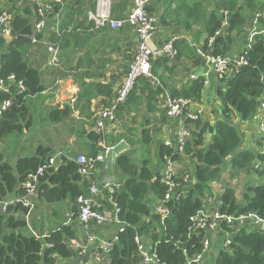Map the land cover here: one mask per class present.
Instances as JSON below:
<instances>
[{
    "label": "trees",
    "instance_id": "1",
    "mask_svg": "<svg viewBox=\"0 0 264 264\" xmlns=\"http://www.w3.org/2000/svg\"><path fill=\"white\" fill-rule=\"evenodd\" d=\"M258 1L220 0L224 9L230 12V32L239 30L244 25L246 22L244 12L257 9L264 11V4L260 7ZM10 2L14 4L16 0ZM21 3L19 9L21 12L10 9L12 39L0 37V78L5 79L14 74L15 79L22 81L24 87L21 92L13 87L10 93L0 94V102L4 99L13 101L12 106L4 111L0 120V143L7 135L21 134L32 127V114L37 112L34 108V97L42 94L48 88V84H54L56 80L65 76L60 73L57 66L48 65L43 72L41 71L48 60V51L43 50V47L47 49V45L43 42L44 34L39 33L36 28L38 19L36 7L25 1ZM60 5H56L53 12H58ZM75 15L76 13L73 12L67 16V23L61 28L60 34L52 32L48 38V42L58 45V57L62 64L63 56L69 57L66 46L71 42L76 45L80 33L94 35L93 31L99 32L103 29H94V22L87 27H81L84 26L82 24L73 26ZM222 20L223 15L216 12L209 16L205 23L208 36H213L221 28ZM259 22L262 24L259 28L261 30L264 26L263 15L259 17L258 24ZM103 30L111 29L105 27ZM34 38L42 44H36L40 42L34 41ZM33 47L40 49L36 53L40 60L30 58ZM231 47L232 34H225L216 38L212 52L225 55ZM167 63V60H158V68ZM157 70L152 67L154 74ZM44 74H49L53 81L46 82ZM82 87L80 101L85 97V90L103 88L100 84L88 83ZM139 87L142 93L149 92L155 96L162 91L160 89L154 91L147 78H139L138 84L128 97V101L135 104V107H138L141 101V96L138 95ZM204 90L205 79L199 77L184 84L181 89L171 90V94L200 101ZM217 93L222 104V118L213 125L204 120L193 122L195 130L184 149L194 165V174L191 175L194 182H185L183 172L175 175V182L179 185L177 195L165 201L169 214L163 223L159 214L151 212L149 198L154 196L159 201H163L169 186L162 181L161 175L153 179L154 174L148 161H145L140 168L130 155L122 153L118 157L116 166L125 173L126 177L124 187L115 194V199L121 209L119 218L127 226L119 233L118 241L109 253V264H143L136 242L137 235L146 237V240L153 243L160 260L159 264H186L188 258L201 252L203 239L208 232L193 229L191 217L196 215L205 206V201L214 195L211 183L222 181L228 161L234 176H240L242 172H246L247 175L253 173L258 177V183L252 182L253 178L248 177L240 199L236 187L225 183L219 195L222 200L220 211L234 217L254 213L264 219V181H262L264 154L242 150L243 139L238 127L233 123L236 116L243 121L251 120L264 93V33L256 35L255 42L247 51V64L221 79ZM48 109L52 121L50 123L56 125L68 123L73 113L70 105L63 109L53 106L45 110ZM207 133L213 136L209 144L205 139ZM89 136L99 145L101 136L96 130ZM144 137L146 144L149 143V132L145 131ZM100 150L101 147H93L88 155L96 154ZM165 150L167 153H172L174 149L168 147ZM52 156L50 148L40 145L36 155L24 156L12 162L0 149V264H63L60 259H68L75 253L68 244L69 239L73 237L69 226L56 229L45 238L35 232L30 217L37 207L36 202L31 212L22 203L8 205L6 211L2 210L1 202L14 194H23L22 183L27 179L28 174L36 171ZM257 161L262 163V168L254 170ZM78 169L75 160H66L58 169H50L41 177L40 194L44 190V197L49 202H54L71 193L73 201H77L78 196L86 193L75 184L82 178ZM48 178L57 186L50 188ZM109 205L111 208L112 204ZM145 216H149L151 220L142 221ZM250 226L252 225H244L239 231L234 232L230 225L222 224L220 229L230 233L231 243L228 247H221L215 264H264V230ZM224 241L225 236L222 244Z\"/></svg>",
    "mask_w": 264,
    "mask_h": 264
},
{
    "label": "crops",
    "instance_id": "2",
    "mask_svg": "<svg viewBox=\"0 0 264 264\" xmlns=\"http://www.w3.org/2000/svg\"><path fill=\"white\" fill-rule=\"evenodd\" d=\"M21 2L23 1L16 0L13 4L10 0H0V9L21 12L19 10L22 6ZM258 2L259 6L262 7L264 0ZM60 6V10L52 12L48 18L47 28L43 32L44 43L48 42L52 32L61 33V28L67 23V16L73 12L76 13L74 23H72L73 26L82 24L84 26L81 27H87L93 23L90 19V12L95 10L96 0H64ZM132 7L133 0H113V16L120 19L124 18ZM147 9L157 17L155 42L158 45H163L172 34L181 36L176 42L178 55L175 58L156 56L152 59V67L155 70L158 69L155 75L160 80V85L148 80L154 91L159 89L162 91L155 96L149 92L142 93L139 87L140 104L135 107V104L127 99L118 111L117 121L109 125L105 139L110 146L118 144L121 140H126L130 147L123 153L130 155L140 168L145 161H148L154 174L153 179H155L157 176L163 175L167 166L168 154H171L165 150L169 147L167 142L174 140V136L181 126H184L190 134V136H187V142L192 138L195 130L192 121H185L183 118L172 119L167 116L164 100L165 90L171 92L173 89H181L184 84L191 80L203 77L205 79L203 98L198 106L196 104L192 105L191 111L202 109L199 120H204L212 125L222 118V104L217 93L221 80L207 66L202 57L197 54L195 45L201 44L208 37L205 23L212 13L216 12V14L223 15L224 19L225 13L228 12L230 16V12L224 9L220 0H150ZM244 14L246 22L241 29H235L231 32L228 29L222 35L232 34V47L227 54L236 58L244 51L250 32L257 24L258 16H264V11L257 9L252 12H244ZM259 23L257 25L258 29L262 26L261 22ZM262 28L264 29V26ZM103 29L99 32L93 31L92 33L95 32L94 35L80 33L76 45L73 42L67 45L66 52L69 57L67 55L63 56V64L59 57V66H57L60 73L65 76L56 80L54 84H48V88L42 94L34 97V108L37 111L53 106L63 109L67 105H70L73 110L68 123L48 124L49 128L53 127L58 130L55 136L57 146L55 149L53 148V152L56 153L52 154L57 161L55 170L61 167L66 160H74L77 154L88 155L93 147L99 148L101 146L100 143L98 145V142H95L94 138L89 136V134L95 132L96 114L113 100L137 52L138 36L132 26L119 28L118 31H115L116 29ZM39 50V48L33 47L30 58L40 60L36 54ZM43 50L47 49L43 47ZM49 54L48 52V56ZM161 59L167 60L168 63L158 68V60ZM48 65L56 66L53 63L50 64L48 59L47 64L41 68V71L43 72ZM43 77L48 83L53 81L49 74H44ZM87 83L100 84L103 88L85 90V97L80 101L79 95L82 86ZM16 90H18L17 87ZM254 117L251 120L243 121L236 116L233 123L238 127L242 136V150L259 153L261 150L260 135ZM145 131L149 132L150 135V142L147 144L144 137ZM211 137L210 133L205 135L207 144L212 141ZM47 148L52 150V147L48 146ZM178 155V157H173L172 161L174 172L176 174L183 172L193 175L194 165L190 157L185 152H180ZM24 156L22 154L15 155V162ZM104 166L105 163L100 166L98 173L100 182L107 179L124 182L126 175L117 166L114 172L109 173L103 172ZM229 166L228 161L226 171L229 170ZM49 178L47 180L50 188L57 186L51 183ZM191 182H194V179ZM75 184L79 185L82 191L87 190L88 182L83 177ZM231 185L233 186V184ZM211 186L215 195H221L224 184L215 181L211 183ZM43 192L40 194L39 190L33 198L37 207L33 210L30 220L33 223L35 232L45 238L65 225L69 226L73 232V237L69 239L68 244L75 253L72 257L60 259L59 261L63 264H109L110 256L102 250L101 242L118 235L120 224L113 222L92 224L88 232L78 218L79 205L77 201H73L71 193L60 197L61 200L58 198V201L49 202L44 197ZM237 196L239 199L241 198L238 195V190ZM14 197H16L15 194L9 199H14ZM100 198L103 210L109 215L111 208L106 196L103 194ZM149 199L150 210L156 214L159 200L154 196ZM149 220H151L149 216L142 218V221ZM226 233L221 229L207 233L212 242L200 264L216 263L218 252L223 246V236H226ZM90 236L95 238L92 239ZM143 239L146 240V237H143Z\"/></svg>",
    "mask_w": 264,
    "mask_h": 264
},
{
    "label": "built area",
    "instance_id": "3",
    "mask_svg": "<svg viewBox=\"0 0 264 264\" xmlns=\"http://www.w3.org/2000/svg\"><path fill=\"white\" fill-rule=\"evenodd\" d=\"M26 3L36 7L37 21L36 28L38 32L43 33L47 28V22L50 14H52L54 7L62 4L64 0H22ZM150 0H133V7L124 18H116L113 16V0H96L95 10L90 12V19L94 22V29H102L109 27L110 29H119L125 26H132L138 36V48L133 57L128 71L124 76V80L115 94L110 104L100 109L96 114L95 130L101 136L100 147L102 150L93 155L77 154L74 160L79 166L80 175L87 180L88 186L86 193L78 196L77 203L79 205V215L81 223L86 231L89 232L92 224L101 223H118L120 224V232L124 231L127 226L124 221L119 218L121 211L116 202L115 194L124 187V182L105 180L100 182L98 173L100 166L106 162V152L111 147L107 144L105 139L107 129L110 124H114L118 119V111L120 107L127 101L130 93L134 89L139 78L145 77L152 82L160 85V80L152 71V59L156 56H169L175 58L178 55L176 42L181 38L179 34H172L169 39L163 44L158 45L155 42V34L157 30V17L147 9V4ZM262 16V15H260ZM258 20L256 25L252 28L250 36L248 37L247 45L244 51L238 58L229 54H214L213 44L218 36H222L230 27L229 13L226 12L222 20V26L213 36H208L201 44L195 45L196 52L205 61L207 66L211 68L218 78L221 80L224 77L237 71L240 67L247 64V51L255 42L256 35L264 33V29H258ZM0 37L12 38V14L9 9H0ZM9 38V39H10ZM36 40L35 38L33 39ZM41 42V41H39ZM49 53L54 52L52 63L59 66L58 51L59 47L56 43L45 42ZM193 77V75H192ZM15 85V86H14ZM13 87L18 88V92L23 91V82L17 81L15 75L11 74L8 78H0V94L10 93ZM166 114L172 119L183 118L185 121H198L201 118L202 109L199 111H191L192 105L196 106L201 103L190 98L181 96H173L170 91L165 90L164 94ZM12 99H4L0 102V120L4 111L12 106ZM259 132V141L261 143V150L259 154H264V93L260 98L256 114L254 115ZM190 136L188 130L181 126L174 136L173 141H168L167 146L173 148V152L168 154L167 166L161 175L162 181L169 186L165 199L159 201L156 209V214L161 216V221L168 216L169 209L165 206V201L177 195L178 184L175 182L176 173L173 170V157L178 153L185 152V144L187 143V136ZM56 158L50 157L42 166L36 171L28 174L27 179L22 183L24 193L16 195L14 199H7L2 203V210L6 211L7 206L15 203H22L29 208L30 212L35 208V200L33 199L40 188L41 177L44 176L50 169L55 168ZM262 168V163L257 161L254 170ZM157 178V177H156ZM155 178V179H156ZM191 174H185V182L191 181ZM183 185V184H181ZM182 187H185L183 185ZM105 195L108 203H111V213L106 214L101 203V195ZM178 197V196H177ZM222 205L220 196L213 195L205 201V206L194 216L191 217L193 222V229H202L206 232L216 231L221 228L222 224L230 225L232 228L239 223H245L246 220L251 219L250 223L255 228L261 230L264 227V219L254 213L234 217L232 215L220 211L219 206ZM119 232V233H120ZM119 235V234H118ZM118 235L112 239H106L101 242V248L105 254H108L113 249L115 243L118 241ZM92 239L95 237L90 236ZM136 242L138 250L143 258V264H159L157 252L153 243L144 240L143 236L137 235ZM211 238L207 235L203 239V248L201 252L188 258L186 264H200L204 254L211 246ZM231 243L230 233H226L223 247H228ZM47 246H50L47 244ZM82 264V263H73Z\"/></svg>",
    "mask_w": 264,
    "mask_h": 264
},
{
    "label": "rangeland",
    "instance_id": "4",
    "mask_svg": "<svg viewBox=\"0 0 264 264\" xmlns=\"http://www.w3.org/2000/svg\"><path fill=\"white\" fill-rule=\"evenodd\" d=\"M49 114H50V109L34 112L32 114L33 115L32 127H30V129H28L27 131H24L21 134L14 133V134L7 135L4 138V140L0 143L1 152L6 154L7 157L11 159L12 162L16 160L14 157L17 154H22L25 156L36 155L37 150L40 145H43L45 147H48V146L52 147L51 153L55 154L56 152H53L54 151L53 148L55 149V147L57 146L55 136L57 135L58 130L53 127L51 128L48 127V124L52 122ZM225 173H224L225 177L220 183L222 184L229 183V184H233V186L235 185L236 189L238 190L239 197L242 196L244 184L246 181H248V177L253 178L251 180L252 182L256 184L258 183L257 181L258 177L253 175V173L251 175L250 174L247 175L246 172H242L240 176H234L233 175L234 172L231 166H229V170L225 171ZM237 185H238V188H237ZM250 228H255V227L252 225L250 226Z\"/></svg>",
    "mask_w": 264,
    "mask_h": 264
},
{
    "label": "water",
    "instance_id": "5",
    "mask_svg": "<svg viewBox=\"0 0 264 264\" xmlns=\"http://www.w3.org/2000/svg\"><path fill=\"white\" fill-rule=\"evenodd\" d=\"M54 52H51L48 56L49 59V63L52 64V59L54 57ZM129 144L127 143L126 140H121L118 144L111 146L107 152H106V162H105V166L103 168V172L105 173H109V172H114L115 171V167H116V163H117V159L118 157L125 152V150H127L129 148ZM252 222L251 219L246 220L245 223L239 222L237 223L234 228L233 231L237 232L239 231L244 225H249ZM264 230V227H263Z\"/></svg>",
    "mask_w": 264,
    "mask_h": 264
}]
</instances>
